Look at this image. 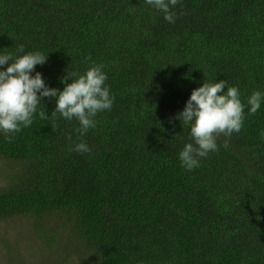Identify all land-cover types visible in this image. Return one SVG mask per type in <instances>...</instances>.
<instances>
[{
	"label": "trees",
	"instance_id": "16d2710c",
	"mask_svg": "<svg viewBox=\"0 0 264 264\" xmlns=\"http://www.w3.org/2000/svg\"><path fill=\"white\" fill-rule=\"evenodd\" d=\"M170 11L174 23L146 0H0V55H48L31 75L61 91L67 72L102 65L114 98L84 135L47 97L31 126L0 131V221L28 219L78 264H264V98L254 115L247 105L264 94V0ZM220 80L239 90L243 127L186 170L179 153L193 141L176 117ZM81 142L89 152L72 150Z\"/></svg>",
	"mask_w": 264,
	"mask_h": 264
},
{
	"label": "clouds",
	"instance_id": "9594fccd",
	"mask_svg": "<svg viewBox=\"0 0 264 264\" xmlns=\"http://www.w3.org/2000/svg\"><path fill=\"white\" fill-rule=\"evenodd\" d=\"M146 3L163 12L166 21L175 22V13L170 11V7L176 6L178 0H146ZM17 52H24L23 44L18 46ZM47 59L48 55L39 51L17 57L11 53L0 55V66L7 65L6 70H0V131L18 133L22 127L31 126L44 97L55 98L52 117L59 114L66 120L76 118L79 121L81 135L95 127L93 118L98 112L111 110L114 98L105 84L107 76L102 71V65H94L84 74L67 72L61 78V83L65 85L61 91L48 87L40 72L31 75L36 66L45 64ZM225 87V80L203 82L202 86L193 89L183 111L176 117L184 126H190L189 136L193 141L185 144L179 153L180 163L186 170L199 167V159L205 158L210 151H218V137H231L233 132L238 133L243 127L245 105L241 102L239 90L228 87L225 91ZM262 98L264 94L260 91H254L248 97L249 115L260 109ZM39 118L48 119L44 110L39 111ZM52 129L55 131V126ZM261 136L264 138V132ZM223 146L228 147L227 140ZM72 150L87 153L90 148L81 142Z\"/></svg>",
	"mask_w": 264,
	"mask_h": 264
},
{
	"label": "rangeland",
	"instance_id": "374dc122",
	"mask_svg": "<svg viewBox=\"0 0 264 264\" xmlns=\"http://www.w3.org/2000/svg\"><path fill=\"white\" fill-rule=\"evenodd\" d=\"M7 164L0 161V187ZM0 264H78L57 248L45 246L33 233L30 221L16 217L0 221Z\"/></svg>",
	"mask_w": 264,
	"mask_h": 264
}]
</instances>
